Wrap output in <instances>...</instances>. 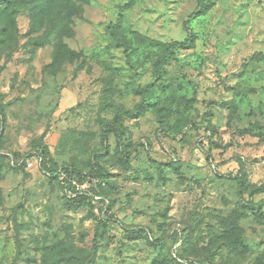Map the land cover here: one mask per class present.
I'll return each instance as SVG.
<instances>
[{
	"label": "rangeland",
	"instance_id": "obj_1",
	"mask_svg": "<svg viewBox=\"0 0 264 264\" xmlns=\"http://www.w3.org/2000/svg\"><path fill=\"white\" fill-rule=\"evenodd\" d=\"M2 2L0 264H264V0ZM117 114L103 224L37 151L90 169Z\"/></svg>",
	"mask_w": 264,
	"mask_h": 264
},
{
	"label": "trees",
	"instance_id": "obj_2",
	"mask_svg": "<svg viewBox=\"0 0 264 264\" xmlns=\"http://www.w3.org/2000/svg\"><path fill=\"white\" fill-rule=\"evenodd\" d=\"M3 7L6 9L8 6L11 5V0H3L2 2ZM209 3L204 1L200 3V8L204 6H208ZM3 26L0 27V32L2 31ZM112 34L114 38L118 40L117 28H112ZM196 43V36L194 34H190L186 39L183 41L179 40H171L165 44V52L158 57L159 64L167 63L176 58V51L177 49H189L193 48ZM161 69L158 68V75H161ZM126 114H133V111H125ZM3 107H0V116H3ZM121 116L117 114L112 119H105L102 123V134H101V147L94 151L93 157L91 158V165L90 169H82L74 164L66 163L62 165H58L54 168H50L47 165V157H46V149L41 147L38 149L37 154L41 160L42 169L49 175V177H53L56 179H61L65 185L66 189V196L69 198L70 201L76 204H87L93 213L96 215L98 221L100 223L106 224L109 223L113 219L110 210L113 206V201L111 196L105 190V178L107 175L106 170L98 161V155L102 152V150L107 149L108 146V137L111 133L116 132L118 130L117 124L120 121ZM170 136L169 132H164ZM146 145L145 143H142ZM177 162V160H173ZM96 180L93 183V180ZM77 180L79 183L83 184L84 182L88 181L91 182V187H89L85 191H78L73 185V181ZM72 191L75 195H69L68 191ZM99 197V198H96ZM98 207L99 213H95V209ZM142 230L139 228L138 231ZM94 241H97V236H95ZM179 259V258H178ZM191 264H214L208 261H194L186 259ZM87 264H93V260L90 259Z\"/></svg>",
	"mask_w": 264,
	"mask_h": 264
},
{
	"label": "built area",
	"instance_id": "obj_3",
	"mask_svg": "<svg viewBox=\"0 0 264 264\" xmlns=\"http://www.w3.org/2000/svg\"><path fill=\"white\" fill-rule=\"evenodd\" d=\"M86 182H88V181H86ZM92 182L95 183L96 180L94 179ZM84 183H85V182H84ZM78 184H80V185H78ZM73 185H75V187H76V189H77L78 191L82 192V191L87 190L89 187H91V182H90V185H89V187H88L87 189H86V188H81V187H82V184L79 183L77 180L73 181ZM68 194H69V195H73V196L75 195V193H72L71 190L68 191ZM96 198H99V197H96ZM95 210H96L97 213H99V209H98V207H97Z\"/></svg>",
	"mask_w": 264,
	"mask_h": 264
}]
</instances>
